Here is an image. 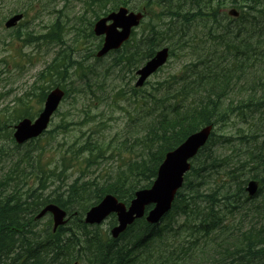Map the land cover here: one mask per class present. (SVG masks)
<instances>
[{"label":"trees","instance_id":"1","mask_svg":"<svg viewBox=\"0 0 264 264\" xmlns=\"http://www.w3.org/2000/svg\"><path fill=\"white\" fill-rule=\"evenodd\" d=\"M88 5L93 16L87 21L89 34L77 38L94 37V22L124 7L144 14L140 34L134 31L122 47L127 64H144L164 42L169 58L179 49L191 61L148 95L141 88L131 89L136 97L142 94L134 120L140 129L134 137L138 151L122 142L117 156H133L105 177H94L91 167L106 157L101 140L74 139L44 163L49 150L41 142L47 138L48 146L56 129L21 145L12 138L13 127L35 118L51 89L61 88L64 99L69 98L67 87L92 54L72 60L76 55L66 47L61 19L43 34L21 32L24 23L9 32L26 45L56 51L25 93L14 99L13 108L0 111V153L21 155L0 180V264H264V0H89ZM232 9L238 12L236 18L227 15ZM14 13L27 18L28 8L0 7V28ZM197 28L205 40L196 38ZM205 43L215 44L210 55L198 46ZM236 85H241L238 95L245 97L233 105ZM256 114L260 126L246 135L239 130L238 144L232 137L215 142L217 126L234 115L246 120ZM205 126H212V133L190 161L160 224L136 220L114 240L98 226L84 223V214L105 195L128 205L135 192L152 185L165 155ZM225 147L231 155L221 151ZM27 169L38 186L25 179ZM250 181L258 184L253 197L245 190ZM48 204L67 214L66 224L54 233L50 222L40 225L36 219ZM110 218L112 227L115 218Z\"/></svg>","mask_w":264,"mask_h":264},{"label":"rangeland","instance_id":"2","mask_svg":"<svg viewBox=\"0 0 264 264\" xmlns=\"http://www.w3.org/2000/svg\"><path fill=\"white\" fill-rule=\"evenodd\" d=\"M88 2L89 0H3L0 7L5 8L8 5L28 8V15L22 22L25 25L21 28V32L29 29L43 34L53 21L61 19L65 26L63 36L66 47L72 49L73 56L74 54L78 56H74L72 60L78 61L81 56L92 54L93 57H87L83 64L84 69L81 68V72L71 77L72 85L67 87L70 91L69 98L60 104L58 111L51 119L49 130L56 129L53 133L55 139L48 146H46L47 138L43 139L41 145L49 150L43 157L45 163L50 161L51 155L59 152L58 148H62L65 143L67 146L71 145L74 139L101 140L106 150V157L99 159L90 171L94 177H105L116 166L122 165V160L133 156L128 152H120L117 156V148L122 142H126L128 146H132L133 150L138 151L134 144V137L140 129L137 124H134V120L142 104L139 98L142 94L136 97L131 89L136 83L135 72L143 64L136 66L127 64L125 59L128 55L124 49L96 59L97 46L101 44V39L88 36L84 41L81 37H76V34L82 33L83 36L89 34L87 21H91L93 16ZM9 32L0 28V111L6 107L8 110L13 108L14 99L25 93L37 73L51 62L56 51L51 46L26 45L21 40L22 37L17 39ZM135 32L139 35L141 28L138 27ZM195 32L198 35L197 39L205 40L202 29L197 28ZM137 38L140 37L137 36ZM198 46L205 50L203 52L205 55H210L215 49L213 43L198 44ZM163 47H167L165 42ZM220 50L221 48L218 47L217 53ZM185 52L181 55L180 50L176 49L166 65L147 80L144 87L140 89L141 93L150 94L157 83L186 66L191 61V57ZM217 57V54L213 56L215 59ZM82 74L81 79L79 76ZM68 83L66 81L65 84L68 85ZM240 86L236 85L232 89L233 105H237L245 97L244 93L238 95ZM259 126L258 114L246 120L234 115L227 124L215 128V142L221 143L222 137H232L235 140L234 144H238V138L241 136L239 130L246 135ZM221 151L231 155L230 147L222 148ZM20 157L21 155L11 150L6 154L0 153V180L11 171ZM27 170L25 175L27 182L35 187L38 186L36 181H30V172L29 169ZM75 176L76 173L72 179ZM232 221L236 222L233 219ZM49 222L52 226L51 216L46 215L41 219L40 225ZM111 222L109 217L98 226V230L109 234Z\"/></svg>","mask_w":264,"mask_h":264},{"label":"water","instance_id":"3","mask_svg":"<svg viewBox=\"0 0 264 264\" xmlns=\"http://www.w3.org/2000/svg\"><path fill=\"white\" fill-rule=\"evenodd\" d=\"M227 14L234 18L238 16L235 10H230ZM22 19V14H14L5 21L4 27L6 29L14 28ZM142 20L143 13L132 12L124 7L97 20L93 26V34L96 37L103 36V42L96 57L101 58L108 52L119 49ZM168 56V48L158 50L136 71L135 86L141 88L149 77L166 64ZM63 97L64 92L59 88L51 90L46 96L41 112L33 121L22 119L14 126L12 137L15 143L21 145L39 137L47 129L48 123L57 111ZM211 130L212 126L199 129L189 135L176 149L168 152L158 167L156 178L151 187L137 191L127 207L112 195H106L96 206L85 213L84 223L90 226L100 225L109 215L115 214L117 224L110 230L113 239H116L129 225L144 215L148 224L159 223L171 209L174 197L183 184V177L190 169L189 161L206 144ZM256 191L257 184L250 181L247 184L246 192L252 197ZM147 206L152 207L145 213ZM45 214H50L52 217L53 232L66 223V213L55 205L45 206L36 219L42 218Z\"/></svg>","mask_w":264,"mask_h":264},{"label":"bare ground","instance_id":"4","mask_svg":"<svg viewBox=\"0 0 264 264\" xmlns=\"http://www.w3.org/2000/svg\"><path fill=\"white\" fill-rule=\"evenodd\" d=\"M131 11V10H130ZM134 12V11H133ZM140 27V26H139ZM135 33V32H134ZM131 39V38H130ZM129 42V41H128ZM214 128V127H213ZM46 217V216H45Z\"/></svg>","mask_w":264,"mask_h":264}]
</instances>
